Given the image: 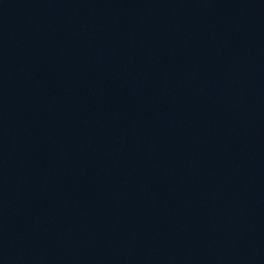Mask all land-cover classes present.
<instances>
[{"label":"water","instance_id":"obj_1","mask_svg":"<svg viewBox=\"0 0 264 264\" xmlns=\"http://www.w3.org/2000/svg\"><path fill=\"white\" fill-rule=\"evenodd\" d=\"M0 38L178 264H264V0H0Z\"/></svg>","mask_w":264,"mask_h":264}]
</instances>
